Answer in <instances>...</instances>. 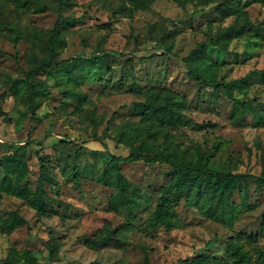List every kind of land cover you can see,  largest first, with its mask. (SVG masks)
<instances>
[{
	"label": "rangeland",
	"instance_id": "obj_1",
	"mask_svg": "<svg viewBox=\"0 0 264 264\" xmlns=\"http://www.w3.org/2000/svg\"><path fill=\"white\" fill-rule=\"evenodd\" d=\"M240 2L254 22L253 30L234 39L227 52L213 44L208 47L209 61L221 63L220 77L247 79L245 93L237 92V97L249 101L252 107L239 115H233L232 100L210 88H201L200 83L187 75L182 57L199 42L210 43L217 31L234 21V17H222L214 8L200 7L197 0L185 5L173 0H154L147 8H138L131 0H71L65 15L77 20L64 27L59 58L102 50L109 54L107 65L111 68L107 72L100 68L101 75L94 68H85L71 81L49 79L51 95L34 114L25 111L26 107L3 82L7 77L22 75L30 41L24 36L15 43L12 34L17 31L0 26V99L5 113L0 111V161L13 155V145L25 146L21 154L29 167V179H37L39 155L43 153L48 155L55 177L46 186L55 195L49 201L51 217L40 216L23 200L0 193L3 216L18 210L28 219L26 225L12 233L0 232V258L16 247L33 250L41 264H86L93 259L107 263L124 259L127 264H140L146 255L151 264H207L200 261L202 253L220 259L218 264H230L227 253L230 238L244 242L252 253L255 246L264 248V188H256L253 182L249 201L254 208L233 222L205 217L180 200L175 206L179 227L167 230L159 226L144 231L142 227L147 225L148 216L157 205L159 189L168 181L172 168L143 161L121 164L130 185L143 195L135 210L137 218L130 223L123 208L110 207L117 189L100 180L101 170L112 153L128 154L129 147L119 141V133L140 120L135 102L144 99L147 87L168 88L187 99V117L173 129L172 143L181 148L199 145L210 150L220 145L216 164L228 163L234 171L260 174V153L264 149V0ZM24 4L26 9L15 2L0 4V17L16 24L21 33H28L33 26L42 30L53 28L59 0H25ZM153 26L154 35L173 31L165 39L173 42L176 55L144 60L136 56L164 49L162 44L152 41L138 43L150 37ZM36 54L40 62L47 61L38 49ZM149 126L156 127H146ZM156 141L162 142L163 136ZM164 146L173 147L168 143ZM60 153L63 157L55 160ZM74 162L80 165V183L73 177ZM4 173L0 163V180ZM234 200L241 202L238 192ZM106 224L121 226L126 244L99 250L89 248L83 236L94 235ZM51 235L59 244L55 258L50 257L47 248ZM254 257L251 264H258L255 254Z\"/></svg>",
	"mask_w": 264,
	"mask_h": 264
},
{
	"label": "trees",
	"instance_id": "obj_2",
	"mask_svg": "<svg viewBox=\"0 0 264 264\" xmlns=\"http://www.w3.org/2000/svg\"><path fill=\"white\" fill-rule=\"evenodd\" d=\"M138 8H147L154 0H131ZM180 5H185L193 0H173ZM15 2L26 9L25 0H0V4ZM58 18L49 30H42L35 26L28 33H21L16 24L9 23L0 17V26L17 31L12 34L17 43L22 37L30 41L29 51L26 54V67H21L22 75L7 77L4 84L13 97L26 107V112L33 113L43 104L44 100L51 95L49 79L55 81H71L78 71L85 68H94L95 73L101 75L100 68L110 70L109 54L99 50L88 55H75L71 58L60 59L58 55L59 44L62 40L64 27L77 19L65 15L66 8L71 0H59ZM202 8H214L222 17H234L232 24L225 29L217 31L210 43L199 42L196 47L186 56L182 57L187 75L200 83L201 88L206 87L216 93L224 95L233 101V115L243 113L247 107H252L249 101H241L238 93H245L246 77L226 80L219 76L221 63L209 61L208 47L210 44L227 52L229 45L234 39L242 38L253 30L254 22L240 0H197ZM154 26L151 27V35L144 41H138L139 45L148 42H156L164 47L161 51H154L150 55H137L140 60L157 55L171 57L174 53L173 42L169 43L165 37H171L173 31L163 32L162 35H154ZM258 36V33H255ZM36 49L47 57L46 62H40L37 58ZM18 60L19 55H15ZM264 77V68L262 69ZM144 99L135 102V113L141 116L140 120L128 124L120 131L119 141L129 147L127 155L113 154L102 168L101 182L108 187H115L116 193L110 200V207L114 210L123 208L126 211L128 223L136 220L135 210L139 207L142 196L136 187H132L124 175L121 164L134 162L160 163L169 165L172 170L166 183L160 187L155 209L149 214L147 225L142 227L144 231H150L159 226L169 230L180 226V219L176 211V204L184 200L185 204L195 207L205 217L219 222H233L243 212L254 208L249 201L250 182L256 188H264V149L260 153L262 170L260 174L234 171L230 165L216 164L215 156L220 148L204 149L196 145L181 148L179 144L172 143L173 129L177 128L187 117L185 109L187 99L177 92L168 88L147 87ZM239 108H241L239 110ZM0 111L4 113L1 107ZM5 114V113H4ZM147 120L148 126L143 121ZM159 126V127H157ZM168 128V130H167ZM163 136V141L158 143L156 139ZM96 140L100 137L96 136ZM171 141V142H169ZM172 144L173 147L164 146ZM41 145V143H38ZM175 145V146H174ZM15 151L12 156H4L0 163L3 164L5 173L0 180V193L13 195L34 209L40 216L51 217L52 207L49 201L54 200L46 186L49 181H55L51 173L50 160L46 153L39 155V174L36 180L29 179V167L22 157L21 150L25 146L13 145ZM80 152V151H79ZM81 155L80 153H78ZM63 157L60 153L55 160ZM73 177L76 183H80V165L74 162L72 166ZM238 192L241 202L234 200ZM58 194V193H57ZM28 223V219L18 210H12L8 216H3L0 210V232L12 233L17 228ZM121 226L104 225L94 235L83 236L84 243L91 249L99 250L114 245L123 247L126 242L122 236ZM49 255L55 258L58 254L59 244L56 237L51 235L47 242ZM227 253L230 264H251L254 254L258 264H264V248L255 246L252 251L244 242L230 238L227 241ZM200 261L207 264H218L217 259L209 253H202ZM181 262V259L179 260ZM2 264H41L37 260L36 253L31 249H17L12 247L10 253L0 258ZM86 264H127L124 259L107 263L93 259ZM140 264H151L148 255Z\"/></svg>",
	"mask_w": 264,
	"mask_h": 264
}]
</instances>
